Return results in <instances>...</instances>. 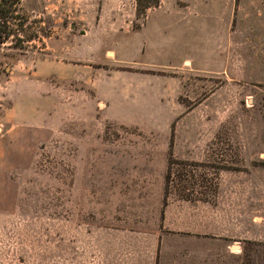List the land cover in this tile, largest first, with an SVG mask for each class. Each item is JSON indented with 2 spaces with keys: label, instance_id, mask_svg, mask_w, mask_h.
Masks as SVG:
<instances>
[{
  "label": "rangeland",
  "instance_id": "1",
  "mask_svg": "<svg viewBox=\"0 0 264 264\" xmlns=\"http://www.w3.org/2000/svg\"><path fill=\"white\" fill-rule=\"evenodd\" d=\"M211 2L205 48L160 68L118 50L154 8L20 2L0 44V264H117L140 229L172 261L198 206L264 264V0ZM125 72L148 81L127 100Z\"/></svg>",
  "mask_w": 264,
  "mask_h": 264
},
{
  "label": "crops",
  "instance_id": "2",
  "mask_svg": "<svg viewBox=\"0 0 264 264\" xmlns=\"http://www.w3.org/2000/svg\"><path fill=\"white\" fill-rule=\"evenodd\" d=\"M211 1L201 0L198 3L197 0H160L157 8L149 10L139 30L120 34V37L127 36L129 40L124 47L118 49L119 52L126 53V63L160 68L162 64H171L173 58H191L202 47V44L199 46L197 34L200 32L204 35L206 31H199L201 28L198 24L202 19L207 20V9L212 5ZM204 48L203 46L202 49ZM146 78V75L139 73H121L118 77L120 81L113 88L119 90L120 99L127 100L134 97L130 91H135L137 83L141 80L148 82ZM148 78L150 84H155L152 76ZM161 84L163 85L159 83V87ZM157 89V86L154 87V91ZM163 93L167 94L166 91ZM124 105H128V101L120 106L121 111L125 110ZM195 209L196 211L189 210V228L179 229L177 232L188 236L176 237L180 239H176L173 245L172 261L167 262L163 257V241L159 230L154 229L147 234L140 229L134 234L143 236L144 241L127 242L128 252L124 257L119 254L117 264H123V261L124 264H241L244 260V247L240 240L231 245L225 240V236L215 234L211 217L208 227L207 221L206 225L198 222L197 215L203 213L200 206ZM195 212L196 217L193 215Z\"/></svg>",
  "mask_w": 264,
  "mask_h": 264
},
{
  "label": "trees",
  "instance_id": "3",
  "mask_svg": "<svg viewBox=\"0 0 264 264\" xmlns=\"http://www.w3.org/2000/svg\"><path fill=\"white\" fill-rule=\"evenodd\" d=\"M22 0H0V44H4L19 32L13 20ZM160 0H136L137 17H145L149 9L158 7Z\"/></svg>",
  "mask_w": 264,
  "mask_h": 264
}]
</instances>
